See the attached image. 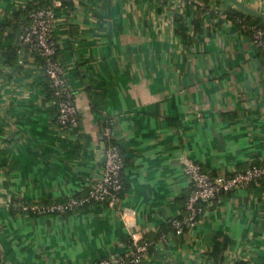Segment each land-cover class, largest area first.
<instances>
[{"label": "crops", "instance_id": "0c3cea01", "mask_svg": "<svg viewBox=\"0 0 264 264\" xmlns=\"http://www.w3.org/2000/svg\"><path fill=\"white\" fill-rule=\"evenodd\" d=\"M27 1L0 0V22ZM67 1L53 29L76 126L56 124L35 52L20 48L12 66L0 51V264H90L125 254L130 231L154 241L142 264L264 262V178L203 203L192 230L158 240L184 211V160L216 175L264 158V54L225 18L231 4L220 0L213 18L218 0H210L194 34L197 0L187 8L185 0ZM240 1L264 12V0ZM175 15L187 40L174 31ZM107 120L124 163L116 205L47 216L16 210L98 181ZM223 238L230 243L216 260L209 252Z\"/></svg>", "mask_w": 264, "mask_h": 264}, {"label": "built area", "instance_id": "2783aa9c", "mask_svg": "<svg viewBox=\"0 0 264 264\" xmlns=\"http://www.w3.org/2000/svg\"><path fill=\"white\" fill-rule=\"evenodd\" d=\"M36 4L37 0L27 3ZM191 0H185L183 5L193 7ZM62 7L60 0H52L45 6H37L30 10L31 23L23 27L19 41L30 51L36 53L41 60L43 74L54 99L56 112L55 122L60 128L76 126L79 123V112L68 83L66 68L56 56L57 41L54 36V20L56 11ZM242 28L246 26L241 25ZM252 43L264 54V27L248 26ZM101 128V136L105 143V160L100 179L93 183L85 193L68 196L64 201L38 203L37 201L17 203L16 210L26 214L47 216L65 214L89 204H106L114 206L118 203V193L122 190L123 158L119 146L113 140L110 120ZM182 170L190 181L183 213L172 220V233L182 235L192 230L202 213V204L218 199L224 193L247 189L252 184L264 178V158L258 163L249 165L244 170L223 172L216 175L206 173L201 166L190 160H184ZM166 233L160 234L158 240H163ZM125 243V254L112 258H98L90 264H142L148 258V242L138 232L130 231ZM248 264H257L250 261Z\"/></svg>", "mask_w": 264, "mask_h": 264}, {"label": "trees", "instance_id": "16d2710c", "mask_svg": "<svg viewBox=\"0 0 264 264\" xmlns=\"http://www.w3.org/2000/svg\"><path fill=\"white\" fill-rule=\"evenodd\" d=\"M62 1V4L66 6H71V3H69L67 0H60ZM210 0H197L198 3H193L194 7L199 10L196 12L194 19L192 20V28L194 34H199L202 31V22L201 18L199 16V12L202 11V9H208L207 4ZM52 2V0H37L36 4H32L28 2L25 6L21 7L19 10H17L14 14H10L8 17H6L4 20L0 22V51H1V57L3 62L8 63L10 65H14L18 61V50L20 48H24L25 50L28 49L26 46L21 45L19 41V35L23 27H27L30 25L31 20L29 17L30 10L37 6H45ZM221 1L218 0L216 2V5L213 9L210 11L211 17H216L217 14H219L218 6H220ZM223 13L225 15V18L230 21L236 29H241L245 34L250 36V31L248 29V26L251 25H259L264 27V21L261 19H257L254 17H251L249 15H246L245 13L237 10L236 8H233L231 6H227L223 8ZM174 24H175V32L185 40L188 39L187 32L188 28L184 25L182 16L175 15L174 18ZM244 24L246 27L242 28L241 25ZM22 27V28H21ZM259 48V47H258ZM29 50V49H28ZM261 51V49L259 48ZM261 53V52H260ZM38 57V56H37ZM39 58V57H38ZM44 85L48 91V93H51L50 88L47 85L46 79L44 80ZM107 122L103 121L101 123V128L104 126ZM253 163H258V161H254ZM252 163V164H253ZM123 181V179H122ZM125 188V183L123 181V187L122 190L118 193V197L121 198ZM60 200V201H64ZM38 203H49V202H43V201H37ZM87 206V205H86ZM84 207V206H83ZM82 207V208H83ZM81 209V208H79ZM77 210V209H76ZM75 211V210H73ZM73 211L67 212L65 214L71 213ZM172 221L169 223L168 227L163 230H161V234L165 232H172ZM160 233V232H159ZM158 236V235H157ZM147 240L148 242V249L147 252L149 254L150 249L153 246L154 241L149 240L147 238H143ZM128 240V237H127ZM126 240V242H127ZM230 243V240L228 238H223L222 240H216L214 245L212 246L209 254L213 256L214 259L220 260L223 257V251ZM129 264V263H125ZM236 264H247V262L244 261H238ZM261 264H264L262 262Z\"/></svg>", "mask_w": 264, "mask_h": 264}, {"label": "water", "instance_id": "95a60500", "mask_svg": "<svg viewBox=\"0 0 264 264\" xmlns=\"http://www.w3.org/2000/svg\"><path fill=\"white\" fill-rule=\"evenodd\" d=\"M226 1L229 2V4H231V6H233L234 8H237L238 10L245 13L246 15H249L251 17L261 19L264 21V12L263 11L256 10V9L244 4L240 0H226ZM102 147H103V150L101 152L100 160L104 161L105 160V144H104V142L102 144Z\"/></svg>", "mask_w": 264, "mask_h": 264}]
</instances>
